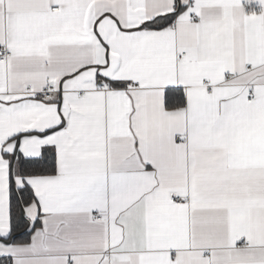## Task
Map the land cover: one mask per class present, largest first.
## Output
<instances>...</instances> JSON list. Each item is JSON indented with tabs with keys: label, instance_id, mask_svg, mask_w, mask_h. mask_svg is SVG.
<instances>
[{
	"label": "snow or ice",
	"instance_id": "snow-or-ice-1",
	"mask_svg": "<svg viewBox=\"0 0 264 264\" xmlns=\"http://www.w3.org/2000/svg\"><path fill=\"white\" fill-rule=\"evenodd\" d=\"M0 264H264V0H0Z\"/></svg>",
	"mask_w": 264,
	"mask_h": 264
}]
</instances>
